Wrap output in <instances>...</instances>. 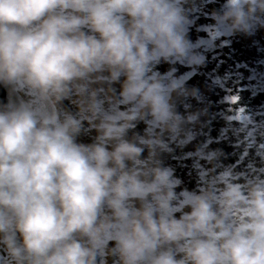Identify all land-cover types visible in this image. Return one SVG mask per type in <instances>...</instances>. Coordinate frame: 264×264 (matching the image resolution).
<instances>
[{"label": "clouds", "instance_id": "1", "mask_svg": "<svg viewBox=\"0 0 264 264\" xmlns=\"http://www.w3.org/2000/svg\"><path fill=\"white\" fill-rule=\"evenodd\" d=\"M201 9L0 0V264H264V171L201 150L188 187L165 162L205 47L264 30V0H221L194 41Z\"/></svg>", "mask_w": 264, "mask_h": 264}, {"label": "water", "instance_id": "2", "mask_svg": "<svg viewBox=\"0 0 264 264\" xmlns=\"http://www.w3.org/2000/svg\"><path fill=\"white\" fill-rule=\"evenodd\" d=\"M220 2L202 0L201 14L191 29L192 40L205 36ZM205 53L206 63L187 82L203 96L202 103L189 101L190 111L202 112L196 123L188 125L193 138L165 156L188 187L196 183L194 163L209 167L198 157L201 150L218 152L213 171L228 168L249 175L264 171V30L253 36L215 38ZM167 69V65L160 67L162 72ZM186 71L179 67L180 73Z\"/></svg>", "mask_w": 264, "mask_h": 264}]
</instances>
